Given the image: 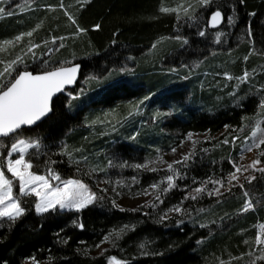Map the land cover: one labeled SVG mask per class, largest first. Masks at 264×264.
Here are the masks:
<instances>
[{
    "label": "trees",
    "instance_id": "trees-1",
    "mask_svg": "<svg viewBox=\"0 0 264 264\" xmlns=\"http://www.w3.org/2000/svg\"><path fill=\"white\" fill-rule=\"evenodd\" d=\"M182 2L185 7L194 5L189 15L194 12L195 22L183 11L179 19L175 13L160 11ZM60 4L61 0H0L5 9V14H0V44L13 41L3 46L0 59L23 56L32 41L40 47L34 49L35 58L25 56L26 70L38 73L61 64L81 63L76 86L54 100L47 119L22 129L21 136L42 139L39 155L32 158L39 174L52 167L63 178L81 177L104 199L79 213L57 210L43 215L35 212L34 203H24L26 215L14 225L5 222L0 227V264H24L33 257L42 264H108L112 256L127 264H249L260 255L254 241L264 224V174L252 172L257 179L250 185L245 178L240 182L253 198L254 210L241 211L245 197L239 187L231 192L221 189L224 195L219 197H184L192 195L202 181L226 177L233 170L229 161L239 163L245 138L264 120V110L259 108L264 101V0H211L204 7L197 0H63V9ZM215 10L222 11L224 19L212 28L208 20ZM9 12L12 15H7ZM37 25L40 27L31 37L14 42V37ZM77 26L86 31L77 33ZM201 30L204 36L199 35ZM177 36L188 43L175 39ZM53 37L65 39L53 44ZM61 43L63 47H59ZM18 70H25L24 65ZM245 70L252 75L247 83H240L237 78ZM226 74L233 79H227ZM164 86L167 89L159 104L172 108L170 121H166L167 115L153 116L158 102L153 92ZM143 91L155 98L143 105L141 117L125 119L130 106L123 99ZM110 92H115L113 99L106 101L104 96ZM72 95L79 98L73 100ZM112 113L121 122L110 133L105 126L116 122ZM226 125L230 127L226 129ZM187 133L203 137L196 140L199 143L192 149L196 155L188 166H174L182 178H175L177 187L161 195L163 203L155 201L157 190L150 185L172 174L166 171L167 166L156 172L131 166L126 172L138 182L97 184L99 175H113L112 157L106 153L118 148L120 142L144 161L157 149H171ZM233 136H239V141L223 143ZM10 140L0 139V144L5 142L7 149ZM65 147L71 151V159L62 154ZM262 150L264 145L257 149L262 161L259 167H264V157L259 155ZM145 189L153 195L139 206L126 207L117 201L120 196L141 195ZM151 203L156 206L148 207ZM177 205L187 211L168 212L167 219H160ZM126 225L122 237L113 238L115 246L102 243L105 235ZM141 244L146 246L141 248ZM249 252L254 256H248Z\"/></svg>",
    "mask_w": 264,
    "mask_h": 264
},
{
    "label": "snow or ice",
    "instance_id": "snow-or-ice-1",
    "mask_svg": "<svg viewBox=\"0 0 264 264\" xmlns=\"http://www.w3.org/2000/svg\"><path fill=\"white\" fill-rule=\"evenodd\" d=\"M197 3L201 6H208L211 3V0H197ZM243 3V0H241ZM60 7L63 9L64 4L61 0ZM51 8V6H49ZM194 5L192 3L182 2L176 7H162L160 11L164 13H175L177 18H180V12L183 11L184 16L189 20L195 22L196 16L193 12L192 15H189L190 10H193ZM0 14H5V9L0 7ZM7 15H12L11 12ZM65 15H68L69 20L73 24L76 23L75 19L65 11ZM254 15V13H253ZM223 21V16L220 10H216L210 14L208 20L209 27H217ZM228 21L231 23L232 18L229 17ZM40 25H37L36 28L31 31L21 33L14 37V42L19 43L25 36L31 37L33 32L38 29ZM95 29H99L100 25H95ZM86 31L83 28L77 26V33ZM248 34L251 35V28H248ZM200 36H204L205 32L201 30L199 32ZM64 37H53L51 43L55 44L57 40L63 41ZM177 40H183L184 44H187L188 41L182 37H175ZM13 43V41H4L0 44V51L4 50V45ZM47 41L45 45H47ZM63 43L59 47H63ZM39 44H35L32 41L28 42L27 51L24 55H16L13 59H0V138L11 137L12 142L8 147L6 153L0 152V227L7 222L9 225H14L21 217L26 215L27 209L23 206L22 197L35 196L36 202L34 204L35 212L38 215H43L49 212H55L57 210H70L77 213L82 212L98 201L104 199L103 196L98 195L97 192L93 191L88 184L83 180L78 178H63L59 172L54 168L49 167L45 174H38L34 168H37L36 165L32 163L33 155H39V152L43 146L41 138H20L22 135L21 130L24 128H31L36 125L37 122L41 121L42 118L46 117L51 111V103L53 97L57 93H62L65 91L66 86L72 85L77 81L80 65L71 64L70 66H65L61 64L58 67L51 68L48 70L45 68L44 71L34 74L31 71L26 70L25 65V56L29 54L35 58L36 53L34 52L35 48H39ZM248 57H245L247 60ZM47 65V61L44 62ZM24 65L25 70H18L20 66ZM252 73L245 70L243 74L237 79L240 83H247ZM226 78L231 80L232 76L226 74ZM83 92V89L81 90ZM71 95V94H69ZM79 96L72 95L71 99H78ZM151 97H145L144 100H141L139 104L135 106L136 112H139L140 105L144 103L145 100L150 99ZM259 108L264 110V101H261ZM134 112H129V116L134 115ZM159 114H157L158 116ZM127 119V118H125ZM100 123L105 121L101 120ZM121 121H117L120 123ZM110 123V121H109ZM230 126L226 125L225 128L228 129ZM246 127V126H245ZM244 129L241 128L240 131ZM260 130L259 122L256 124V130L251 132L249 137L245 138V142L251 140L252 143L248 145L246 149L242 151L251 152L253 148L260 149L261 145H264V138L257 139V132ZM192 133L188 134V139L192 140ZM135 139V135L131 137ZM239 136H233L231 141L227 138L223 140V143H232L235 144L239 141ZM208 142V141H205ZM193 149L195 145L199 143L198 141H192ZM182 146V144L180 145ZM0 147L4 145L0 144ZM31 150H36L33 153ZM79 151V150H77ZM159 149L157 152L159 153ZM206 151V150H205ZM171 152L175 154L176 148H171ZM63 155L72 158L71 151L65 149L62 151ZM196 153L195 151H189L187 154L183 155L180 160L173 161L172 163H167L163 160L162 157H159L157 161H151L144 164H134L131 165L135 169H147L152 172L158 171L155 167H149V163H164L167 164L166 171L172 173L167 175L160 183H154L150 185V188L157 190V194L154 197L155 201L163 203L161 195L166 194L173 188L177 187L175 178H182V173L179 172L175 165L188 166V164L194 159ZM260 157H264V150L259 153ZM16 158H13V157ZM84 160H87V157H83ZM241 159L243 157L241 156ZM50 164H55V161H49ZM232 165V171L228 173L226 177L221 179H211L209 178L206 181L201 182L200 187H196L192 190L193 194L190 196H185L184 199L196 200L200 197L201 194H206L209 197L212 196H222L224 192L221 189H225L227 192H231L232 188L239 187L243 190V195L245 197L242 212H247L249 210H254V201L250 193L245 189V183L252 184L254 180L257 179L255 175H245L249 171L259 172L264 174V167H257L262 163L260 158L254 159L250 164L244 166L239 164L237 161H229ZM110 166H114L113 162L109 161ZM121 167L127 166L126 162L120 165ZM100 171H105L101 168ZM10 173L9 177L6 175ZM244 176L245 183H239L240 177ZM133 181H136V178H132ZM18 182V193L14 194V188L17 186ZM56 182V183H53ZM107 183V181H105ZM160 184H166L165 187L161 188ZM208 184H212L213 187L209 189ZM230 185V186H229ZM101 192H106L107 189H101ZM143 195H150L151 193L145 189L142 193ZM119 195V193H117ZM113 206H117L115 201H112ZM148 207H155V203L147 205ZM124 209H121L123 211ZM136 209H134L135 211ZM187 210L182 207V205L174 206L168 209L160 217L161 220L168 218V212L182 213ZM179 223H183L180 221ZM83 229V223L77 225ZM205 227L206 225H200ZM128 229V226L120 228L118 231H113L108 235H105L102 243L108 242L114 244V239L118 240L122 237V234ZM264 229H262L261 234H257L255 237V246L259 248L260 255L254 257L249 261V264H257V261H264ZM114 238V239H113ZM66 242V241H65ZM100 245H96L99 247ZM146 245L141 244L140 247L144 248ZM107 251V250H105ZM248 256H254V252H249ZM33 264H36L35 258H31ZM108 264H127L126 261H121L117 257L112 256L108 258Z\"/></svg>",
    "mask_w": 264,
    "mask_h": 264
},
{
    "label": "rangeland",
    "instance_id": "rangeland-1",
    "mask_svg": "<svg viewBox=\"0 0 264 264\" xmlns=\"http://www.w3.org/2000/svg\"><path fill=\"white\" fill-rule=\"evenodd\" d=\"M12 44L13 43H11L9 45H12ZM100 78L103 79L104 76H102ZM165 87H167V86H164L162 88L158 87L153 92V94H156L158 96V102L153 107V110H154L153 111L154 112L153 116H155V118L157 119V118L161 117L162 115H167L168 117H167L166 121H170L172 119V115H173L172 108L169 107L168 105H160L159 104L161 102V93L163 92V90L167 89ZM66 92L69 93L68 91H66ZM114 94H115V92H110L109 94H105L104 97H105L106 101H111L113 99V95ZM153 94L152 93H148L147 94V93H145L143 91V92H139L135 96H131L129 98L123 99L124 101H127L129 103L128 105L130 106L128 108V110H127L128 111L127 114H125V117L129 118V120L141 117L144 114V110H145V106H143V105L145 103L147 104L148 102H151V100L155 98V97L154 98L152 97ZM145 97H151V98L148 99V100H145L144 103L142 105H140L139 112H136L135 106L137 104H139V102L141 100H144ZM157 104H159V105H157ZM104 105H105V103H104ZM109 111L112 112L113 110H109ZM129 112H134L135 114L132 115V116H129ZM157 114H159V115L157 116ZM112 117L114 119H116V122H114L113 124L105 126L106 129H107V132L110 131V133H112L116 129H118L117 126L119 124V123H117V121L119 120V117L116 116V114L115 115L113 114ZM108 118H110V117H108ZM259 125H260V130L257 132V139L264 138V120L262 122H260ZM255 130H256V124L251 128V131H250L248 137L251 135V132L255 131ZM136 132L137 131H134V134ZM134 134H132V135H134ZM188 134L189 133H187L180 140L179 143H177V144H175L173 146V147L176 148L175 154H173L171 152V149H159L160 150L159 153L156 151V153L153 155V157H151L149 159L144 158V161H139L140 156L137 155L136 153L131 152L129 150L128 145L123 144L122 142H120V145L118 146V148L120 147L119 149L116 148L115 150L108 151L106 153L107 155H110L112 157V162H113L114 166H111L110 170L113 171V175L110 178H108V177H106L104 175H99L98 177H96L97 184L100 187H103L105 185V181H108V180L113 181L115 186L124 185V184L126 185L129 182L131 184L133 182V179H132L133 176L126 172V168L131 167V165L138 164V163L139 164H144V163H148V162H151V161H157L159 159V157H162L163 160L166 161L167 163H172L173 161L180 160L183 155L187 154L189 151H192V149H193L192 141L193 140L196 141L197 139L203 137V134L192 133L193 134L192 140H189L187 138ZM20 138H26V137L20 136ZM11 142H12V138L10 140V144H11ZM250 143H252L251 140H249L247 142L244 141L242 149H246ZM1 144L4 145V147H0V152L6 153L7 150H8V148L5 149L6 143L5 142H1ZM181 144H182V146H180ZM5 150H6V152H5ZM148 152H150V151H148ZM241 156L243 157V159H241V157H240L239 164L246 166V165L250 164L252 160L258 158L257 157V148H253V150L251 152L242 151V155ZM13 158H16V157L14 156ZM125 162H126L127 166L121 167L120 165L124 164ZM165 166H167V164H164V163H149V167L162 168V167H165ZM259 166L260 165H258L257 167H259ZM251 173H252V171H249L245 175H250ZM111 174H112V172H111ZM6 175H8L9 177L11 176V174L7 173V172H6ZM72 178H78V179L83 180L86 184L89 185V187L93 191L96 192V190L93 189L91 184L88 183L87 181H85L83 178H81V177H72ZM243 179H244V176H241L239 183L242 182ZM53 183H56V182H53ZM149 192L151 193L150 195L141 194V195H131V196H128V195L120 196L119 198H117V201L122 206L136 207V206H139V205L147 202L151 198L153 193L151 191H149ZM15 193H18V182H17V186L14 188V194ZM110 194H111V192H110ZM32 197H35V196H28V197H22L21 198L23 200V206L24 207H25L24 203L25 204H29V205L32 204V203L35 204L36 201L31 200ZM66 211H68V210H66ZM262 229H264V224L260 226V233L262 232ZM24 264H33V262L30 261V260H24ZM36 264H42V263H36Z\"/></svg>",
    "mask_w": 264,
    "mask_h": 264
},
{
    "label": "water",
    "instance_id": "water-1",
    "mask_svg": "<svg viewBox=\"0 0 264 264\" xmlns=\"http://www.w3.org/2000/svg\"><path fill=\"white\" fill-rule=\"evenodd\" d=\"M221 13H222V16H223V19H224L223 12L221 11ZM221 23H222V22H221ZM221 23H220V24H221ZM220 24H219V25H220ZM219 25H218V26H219ZM218 26H217V27H218ZM212 28H216V27H212ZM72 64H79V65L82 67L81 63H72ZM70 65H71V64H70ZM70 65H65V66H70ZM81 67H80V72H79V75H78L77 81H76L74 84H72V85H68V86H66L65 91L62 92V93H66V91L71 90L72 88H74V87L76 86V84H77V82L79 81L80 76H81ZM28 71H31V70H28ZM31 72H33V71H31ZM33 73H34V72H33ZM34 74H36V73H34ZM62 93H57V94L53 97V99H52V103H51V107L53 106V102H54V100H55L58 96H60ZM51 114H52V111H51L46 117L42 118L41 121L37 122V124L34 125V126H32V127H35V126H37L38 124H40L41 122H43V121H44L45 119H47ZM4 138H8V137H4ZM4 138H0V139H4Z\"/></svg>",
    "mask_w": 264,
    "mask_h": 264
}]
</instances>
